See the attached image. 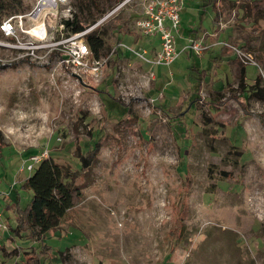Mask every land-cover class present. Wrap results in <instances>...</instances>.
I'll use <instances>...</instances> for the list:
<instances>
[{
    "label": "rangeland",
    "instance_id": "1",
    "mask_svg": "<svg viewBox=\"0 0 264 264\" xmlns=\"http://www.w3.org/2000/svg\"><path fill=\"white\" fill-rule=\"evenodd\" d=\"M122 1L59 0V14L89 27ZM35 2L2 0L0 20ZM145 2L126 0L92 29L113 18L132 38L120 41L153 56L156 36L137 23ZM202 2L183 0L177 33L209 45L178 48L169 65L118 56L106 34L91 76L60 65L54 49L22 56L0 34V245L17 250L0 249V264L23 262L30 249L41 264H264V98L253 93L258 76L264 88V0ZM218 40H250L258 66ZM44 148L77 171L81 199L57 228L30 238L15 232L13 205L29 199L20 187L29 171L19 168Z\"/></svg>",
    "mask_w": 264,
    "mask_h": 264
},
{
    "label": "built area",
    "instance_id": "2",
    "mask_svg": "<svg viewBox=\"0 0 264 264\" xmlns=\"http://www.w3.org/2000/svg\"><path fill=\"white\" fill-rule=\"evenodd\" d=\"M125 1L120 2L92 26L70 33L65 31L64 25L65 20L69 19V16H66L68 12L59 14V0H36L29 10L10 13L2 18L0 20V34L11 38L13 41L7 43V45L21 48L23 50L22 56L40 57L39 51L54 49L57 52L56 56L60 65L96 76L102 61L92 56L85 34L106 19L111 12ZM145 1L142 17L137 23L144 34L154 35L158 38V49H156L153 56H150L146 48H135L125 41H119L118 46L133 52L151 65H168L180 53L177 48V32L183 0ZM67 11L69 10L67 9ZM56 34H58L57 37ZM217 43L219 46L231 50L240 62L258 66L252 54L243 47L228 40H218ZM208 45L204 43L202 38H190L188 43L182 46V49L188 47L194 52L200 53ZM261 73L264 75L262 69ZM47 156V148L30 154L28 157L29 162L19 169L24 170L26 168L30 173Z\"/></svg>",
    "mask_w": 264,
    "mask_h": 264
},
{
    "label": "trees",
    "instance_id": "3",
    "mask_svg": "<svg viewBox=\"0 0 264 264\" xmlns=\"http://www.w3.org/2000/svg\"><path fill=\"white\" fill-rule=\"evenodd\" d=\"M202 5H214V0H203ZM2 0H0V12L4 9ZM65 31L76 32L82 30L86 26L82 21L74 15L72 18L65 20ZM128 32L123 28L122 23H117L114 19L106 21L102 26H96L94 29L85 34V39L89 45L92 55L99 56L106 44V34H110L115 38L114 52L122 49L118 46V42ZM121 38V39H120ZM125 39V38H124ZM124 41V40H123ZM253 43L249 40L240 45L244 49H248ZM123 51H125L123 49ZM123 51L117 52L121 56ZM232 53V52H229ZM204 69L200 70V73ZM259 76L257 77L253 88V92L258 98H264V88L259 86ZM244 112L248 113L243 106ZM100 140L94 144V148ZM2 146H0L1 150ZM97 149V148H96ZM81 166H88L87 157L79 156ZM77 171L72 170L68 165L59 163L53 157L47 156L43 158L30 172L21 183V189H25L29 193V199L24 205L15 202L13 211L16 216L17 226L14 228L16 233L20 230L27 231L28 237L43 236L46 232L54 230L60 225V222L68 212H72L74 206L81 199V187L74 182ZM186 216V210L179 214L176 227L173 229L172 235H176L180 227L182 219ZM39 238V237H37ZM2 254L11 255L17 250L7 252L3 245H0ZM49 250L47 244H43L40 252ZM25 259L23 262H15L14 264H41L38 253L34 249L25 250ZM63 254V251H61ZM63 256V255H62Z\"/></svg>",
    "mask_w": 264,
    "mask_h": 264
},
{
    "label": "crops",
    "instance_id": "4",
    "mask_svg": "<svg viewBox=\"0 0 264 264\" xmlns=\"http://www.w3.org/2000/svg\"><path fill=\"white\" fill-rule=\"evenodd\" d=\"M193 27H191V29H192ZM194 30V29H193ZM127 36H129L128 34H126ZM125 35V39H127V36ZM190 37H193V35H188V36H184L183 37V35L182 36H180V35H178L177 36V48H182V46H184L185 45V42L188 40V38L190 39ZM128 38H130V40L129 41H131L132 40V38H131V36H129ZM155 39H154V44L156 45V49L159 47V40H158V38H156V37H154ZM132 42V41H131ZM232 52V51H231ZM232 55L234 56V58H236L237 60H238V58H237V56L232 52ZM176 60V59H175ZM174 60V61H175ZM239 61V60H238ZM169 65V64H168Z\"/></svg>",
    "mask_w": 264,
    "mask_h": 264
}]
</instances>
